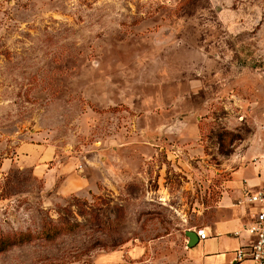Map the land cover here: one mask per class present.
I'll use <instances>...</instances> for the list:
<instances>
[{"label":"rangeland","instance_id":"1","mask_svg":"<svg viewBox=\"0 0 264 264\" xmlns=\"http://www.w3.org/2000/svg\"><path fill=\"white\" fill-rule=\"evenodd\" d=\"M256 131L264 0H0V264H181Z\"/></svg>","mask_w":264,"mask_h":264},{"label":"crops","instance_id":"2","mask_svg":"<svg viewBox=\"0 0 264 264\" xmlns=\"http://www.w3.org/2000/svg\"><path fill=\"white\" fill-rule=\"evenodd\" d=\"M249 141L242 167L229 171L228 179L220 184L219 196L210 211L209 221L200 228L190 229L194 233L203 230L206 238L197 241L193 246L197 247L196 250L185 248L181 264H235L234 252L249 243L250 239L242 228L250 223L251 210L238 203L246 192H255L264 187V132L256 131ZM10 146L0 140V157ZM13 150L37 149L19 142ZM6 163L5 160L3 165Z\"/></svg>","mask_w":264,"mask_h":264},{"label":"built area","instance_id":"3","mask_svg":"<svg viewBox=\"0 0 264 264\" xmlns=\"http://www.w3.org/2000/svg\"><path fill=\"white\" fill-rule=\"evenodd\" d=\"M238 205L249 207L250 223L242 228L249 243L234 252L235 264H264V187L255 192H246ZM198 240H204L203 230H196Z\"/></svg>","mask_w":264,"mask_h":264},{"label":"water","instance_id":"4","mask_svg":"<svg viewBox=\"0 0 264 264\" xmlns=\"http://www.w3.org/2000/svg\"><path fill=\"white\" fill-rule=\"evenodd\" d=\"M184 236L186 238V248L190 249L197 244V237L193 231H185Z\"/></svg>","mask_w":264,"mask_h":264},{"label":"trees","instance_id":"5","mask_svg":"<svg viewBox=\"0 0 264 264\" xmlns=\"http://www.w3.org/2000/svg\"><path fill=\"white\" fill-rule=\"evenodd\" d=\"M23 240H25V237H23V236L21 235V236H19V238H18L17 241L22 242ZM13 243H15L14 240H10V242H9V241H1V242H0V250H2V248H3L4 246L12 245Z\"/></svg>","mask_w":264,"mask_h":264}]
</instances>
